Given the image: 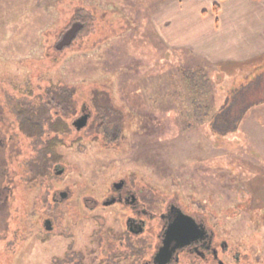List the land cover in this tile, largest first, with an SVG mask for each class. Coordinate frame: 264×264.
Wrapping results in <instances>:
<instances>
[{
  "label": "rangeland",
  "instance_id": "obj_1",
  "mask_svg": "<svg viewBox=\"0 0 264 264\" xmlns=\"http://www.w3.org/2000/svg\"><path fill=\"white\" fill-rule=\"evenodd\" d=\"M154 2L0 0V97L18 112L52 99L48 88L76 90L74 106L55 105L70 126L58 148L65 171L42 186H19L12 226L21 231L0 264H133L120 258L131 212L103 204L121 178L152 196L157 210L176 200L187 211L214 215L207 219L220 238L246 242L264 261V55L241 63L172 48L168 35L201 46L206 40L186 25L184 32L165 26ZM204 4L210 10L211 0ZM79 7L92 18L59 50ZM97 93L101 104L109 98L110 127H121L117 139L98 131ZM83 106L91 117L76 130L71 123ZM61 190L71 196L56 204L52 195Z\"/></svg>",
  "mask_w": 264,
  "mask_h": 264
},
{
  "label": "flooded vegetation",
  "instance_id": "obj_2",
  "mask_svg": "<svg viewBox=\"0 0 264 264\" xmlns=\"http://www.w3.org/2000/svg\"><path fill=\"white\" fill-rule=\"evenodd\" d=\"M8 100L0 97V263L6 255H11L9 252L11 246L19 239L21 231L20 228L16 230L12 226L15 213L13 204L19 186H24L26 190L30 185L42 186L45 177L60 175L65 171L61 167L58 151L61 145L60 133H64L60 131L58 125L59 108H55L56 102L60 105L59 99H39L32 105L22 104L18 112L14 111V104ZM88 110L87 106H83L80 116L89 114L91 117ZM73 111L76 110L73 108ZM13 115L16 118L14 120ZM77 118L74 117L71 123L76 130ZM15 123H18V126ZM19 134L28 140V145L22 141ZM28 150L31 152L30 155L27 154ZM20 169H24L21 174ZM62 191L68 193L66 198L71 196L70 190L56 191L52 195L56 204L63 199ZM103 204L122 205L130 210L131 213L125 217V232L121 239L124 251L120 258H132L133 264L264 262L261 258L253 257L252 250L246 242L236 238V241L220 238L217 225L207 219L214 215L208 216L204 210L187 211L176 200L171 201L165 209L157 210L153 197L139 194L126 179L121 178L112 183L110 194ZM185 215L191 219L188 217L183 219L182 216ZM176 223L186 227V234L178 235L179 239L184 241L175 239L166 245L167 230ZM53 224V217L49 215L44 220L46 230L52 231Z\"/></svg>",
  "mask_w": 264,
  "mask_h": 264
},
{
  "label": "crops",
  "instance_id": "obj_3",
  "mask_svg": "<svg viewBox=\"0 0 264 264\" xmlns=\"http://www.w3.org/2000/svg\"><path fill=\"white\" fill-rule=\"evenodd\" d=\"M205 1L155 0L157 11H161L157 17L160 19L162 15L161 23L169 27L181 26L179 32H184L186 25L198 40H206L201 46L193 40L168 35L166 40L170 47L189 46L192 54L217 61L246 63L264 55V0H211L210 10L206 9ZM216 4L218 12L214 10Z\"/></svg>",
  "mask_w": 264,
  "mask_h": 264
},
{
  "label": "trees",
  "instance_id": "obj_4",
  "mask_svg": "<svg viewBox=\"0 0 264 264\" xmlns=\"http://www.w3.org/2000/svg\"><path fill=\"white\" fill-rule=\"evenodd\" d=\"M214 10L216 12L219 11V5L216 4L214 6ZM87 18H92V15L89 14V12L86 11L83 7L77 8L70 24L67 26V28L61 33L57 43L55 44V47L59 50H63L67 47H69L73 41H75L85 30H86V23ZM76 90L75 88L70 87H51L46 90V95L49 98H58L60 100V106L61 108H67L68 106H74V100L73 96H75ZM100 93V92H99ZM101 94V93H100ZM101 98V97H100ZM95 103H96V110L99 112L100 116V122L98 124V131L104 135L105 138L107 137H113L114 139H117L119 137L120 133V126H115V128L110 127V122L112 121L113 117H107L112 116L111 112V105L108 102L109 98L106 97L107 102L105 101L103 104L99 101L98 93L95 95ZM68 101V102H67ZM76 112V111H75ZM31 123V122H29ZM59 129L62 131H68L70 129L69 124L62 119L60 116L59 118ZM60 143L62 144V140L60 139ZM61 158V156H60ZM69 257V254L67 255ZM75 257V256H74ZM70 261L73 260V257H70ZM59 260V259H57ZM56 260L55 264L58 262ZM73 264H83L82 259H78Z\"/></svg>",
  "mask_w": 264,
  "mask_h": 264
},
{
  "label": "water",
  "instance_id": "obj_5",
  "mask_svg": "<svg viewBox=\"0 0 264 264\" xmlns=\"http://www.w3.org/2000/svg\"><path fill=\"white\" fill-rule=\"evenodd\" d=\"M89 117H90V115L86 114V115H82L76 119L75 126H76L77 130H81L82 128L87 126L88 121H89ZM118 185H120V184H118ZM67 195H68V193L66 191H62V198L63 199H65L67 197ZM185 217L189 218V216H187V215H185L184 217L182 216L183 219H185ZM189 219H191V218H189ZM48 228H50L49 225H48ZM186 231H187L186 227L181 226V223H176L174 225H171L169 227V229L167 230V237L165 239L166 245H168L169 242H172L175 239H177V241H181L182 239L180 240L178 235L186 234ZM183 241L184 240H182L181 242H183Z\"/></svg>",
  "mask_w": 264,
  "mask_h": 264
}]
</instances>
